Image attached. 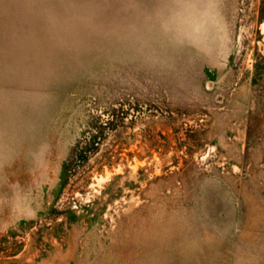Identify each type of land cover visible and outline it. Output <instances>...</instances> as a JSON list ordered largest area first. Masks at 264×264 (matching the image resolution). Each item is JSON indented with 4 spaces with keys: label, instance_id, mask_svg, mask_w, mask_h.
I'll use <instances>...</instances> for the list:
<instances>
[{
    "label": "rangeland",
    "instance_id": "374dc122",
    "mask_svg": "<svg viewBox=\"0 0 264 264\" xmlns=\"http://www.w3.org/2000/svg\"><path fill=\"white\" fill-rule=\"evenodd\" d=\"M0 264H264V0H0Z\"/></svg>",
    "mask_w": 264,
    "mask_h": 264
}]
</instances>
